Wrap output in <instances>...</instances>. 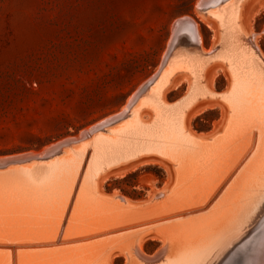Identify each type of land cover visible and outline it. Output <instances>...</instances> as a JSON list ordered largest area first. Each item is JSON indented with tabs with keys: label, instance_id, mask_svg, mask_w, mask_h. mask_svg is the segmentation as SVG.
Returning <instances> with one entry per match:
<instances>
[{
	"label": "bare ground",
	"instance_id": "1",
	"mask_svg": "<svg viewBox=\"0 0 264 264\" xmlns=\"http://www.w3.org/2000/svg\"><path fill=\"white\" fill-rule=\"evenodd\" d=\"M198 5L215 22L214 49L201 51L194 23L179 19L178 30L185 27V39L194 37L197 47L175 48L123 112L38 152L0 159L1 239H66L94 230L46 246L19 245L12 255L0 245V264H110L121 254L124 264H226L241 249L249 252V264H264V59L240 25L245 21L241 0ZM211 62L227 71L226 91L210 89ZM179 75L189 89L169 103L164 93L176 86ZM214 97L228 108L221 131H190L187 120L196 105ZM141 109L149 119L141 117ZM142 155L174 165L167 189L143 201L100 191L113 168ZM107 227L112 230L101 232ZM246 232L248 237L234 246ZM157 236L164 244L149 257L141 255V243Z\"/></svg>",
	"mask_w": 264,
	"mask_h": 264
},
{
	"label": "rangeland",
	"instance_id": "2",
	"mask_svg": "<svg viewBox=\"0 0 264 264\" xmlns=\"http://www.w3.org/2000/svg\"><path fill=\"white\" fill-rule=\"evenodd\" d=\"M200 1L0 0V159L38 152L119 112L131 94L157 71L179 19L187 17L194 23L201 51L212 50L217 45V28L198 10ZM241 3L242 30L246 35L251 33L252 43L264 59V0ZM184 28L180 31L188 37ZM209 65L215 66L210 89L226 91L230 85L227 71L217 62ZM177 78L176 86L164 93L169 103L189 89L187 79ZM204 102L189 116L188 129L200 135L220 132L228 112L226 104L217 97ZM140 115L149 119L146 109H141ZM174 178L170 161L142 155L113 168L99 189L103 194L143 201L167 189ZM97 230L95 234L100 232ZM90 232L65 238H81ZM249 234L244 233L234 246ZM157 237L146 239L138 252L148 257L155 253L164 244ZM40 238H0V245L8 246L13 254L19 245L41 247L66 240L59 235ZM247 254L241 249L226 264H249ZM125 262L126 256L121 254L111 258L110 264ZM217 263L222 264L220 260Z\"/></svg>",
	"mask_w": 264,
	"mask_h": 264
},
{
	"label": "water",
	"instance_id": "3",
	"mask_svg": "<svg viewBox=\"0 0 264 264\" xmlns=\"http://www.w3.org/2000/svg\"><path fill=\"white\" fill-rule=\"evenodd\" d=\"M198 10L201 11H205V9L200 8ZM181 24V21H178L175 23V28H173L172 30V34L171 37L169 39V42L167 44L166 50L163 54V57L159 63V66L157 68V71L150 76V78H148V80L145 82V84H143L140 88H138L133 96V98H131V103L134 102V100L145 90V88L152 82V80L157 76L158 72L160 71L161 67L165 64V61L167 59V57L169 56V54L175 49V48H180L177 47L178 45H180V43L184 44L182 45L183 47H197V44L195 42L194 37H192L190 40H186L184 37L183 32H181L179 29V25ZM180 37L182 38L180 40ZM215 47H213L214 49Z\"/></svg>",
	"mask_w": 264,
	"mask_h": 264
}]
</instances>
